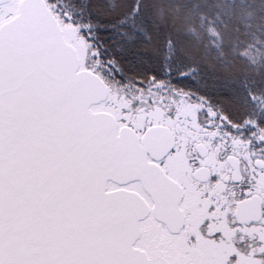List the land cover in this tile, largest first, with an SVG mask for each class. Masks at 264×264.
Wrapping results in <instances>:
<instances>
[{"label": "snow or ice", "instance_id": "obj_1", "mask_svg": "<svg viewBox=\"0 0 264 264\" xmlns=\"http://www.w3.org/2000/svg\"><path fill=\"white\" fill-rule=\"evenodd\" d=\"M0 264H264V0H0Z\"/></svg>", "mask_w": 264, "mask_h": 264}]
</instances>
